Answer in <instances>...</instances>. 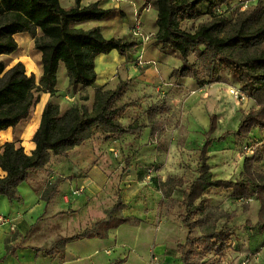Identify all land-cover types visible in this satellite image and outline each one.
Wrapping results in <instances>:
<instances>
[{
    "label": "trees",
    "instance_id": "16d2710c",
    "mask_svg": "<svg viewBox=\"0 0 264 264\" xmlns=\"http://www.w3.org/2000/svg\"><path fill=\"white\" fill-rule=\"evenodd\" d=\"M146 2L156 14L153 41L160 44L162 50L170 48L180 60V66L172 70V77L193 78L201 87L224 82L227 79L225 76H228L231 84L255 106L242 113L235 130H227L218 137L212 136L216 129V115L210 116L205 140L199 149L196 175L185 188H182L184 182L179 178L169 177L164 182L156 178L152 180L164 198L170 199L177 190L182 193L181 220L187 229V236L177 244L181 264H199L195 244L204 245L208 252L218 246L222 250L237 229L227 225L218 228L215 220L210 222L213 212L203 201V194L210 188L231 189V195L243 201L255 196L259 202L257 219L253 224L246 223L240 227L253 229L263 237L264 243V172L254 169L255 163L264 157V1L256 0L243 9V0ZM108 14L109 10L98 7L97 3L81 6L80 0H75L70 7H63L60 0H0V56L10 55L18 49L15 34L28 33L33 39L34 49L40 53L41 75L37 89L51 96L56 95L60 64L64 66L71 88L93 87L97 79L94 62L97 55L115 51L125 56L135 51L134 40L106 38L99 27H76L81 22L104 19ZM201 17L208 20L200 22L193 31L182 27L183 21ZM191 53L196 55V61L190 63L188 58ZM127 84L125 80L114 89L95 88L91 107L83 102L62 111L52 99L46 101L32 136L34 149L31 153H25L22 146L12 141H6L1 146L0 195L10 202H20L22 198L17 187L31 169H45L51 156L67 155L96 133L106 138L139 134L145 125L137 122L124 125L118 118L125 106H117L115 101ZM35 85V76L26 73L22 62L18 61L6 69L5 62L0 59V131L16 126L29 116L36 101L33 94ZM87 99L84 96L82 100ZM166 109L163 102L148 107L152 133L160 127L159 120H154L153 115ZM255 129L263 133V145L254 149L250 157H244L241 176L235 181L214 179L208 163V147L212 142L222 141L230 135L249 137ZM54 192L53 183L45 188L41 197L47 202ZM123 207L118 196L104 218L78 234L56 240L52 248L62 250L66 243L84 238H106L108 232L120 224L140 222L137 217L123 216ZM196 227H199L200 235L193 234Z\"/></svg>",
    "mask_w": 264,
    "mask_h": 264
},
{
    "label": "rangeland",
    "instance_id": "374dc122",
    "mask_svg": "<svg viewBox=\"0 0 264 264\" xmlns=\"http://www.w3.org/2000/svg\"><path fill=\"white\" fill-rule=\"evenodd\" d=\"M255 1L256 0H247L246 6H251ZM232 7L229 8L232 9ZM235 11L236 10H234V12ZM153 15L154 13L151 14V16ZM207 20L206 17H201L196 20H186L182 22V27L186 30L193 31L200 22ZM139 26L141 34L140 21ZM15 39L18 44V49L10 55L0 56V59L5 62L6 69L18 61L22 62L26 73L35 76L36 84L33 88L36 101L30 110L29 116L21 121L15 128V131L13 130L11 133L12 142L20 146V143L23 141H25L24 143H26V145L29 143L31 132L34 128V119L38 115V109L43 102L52 99L59 104L60 108L61 106L85 102L91 107L93 94L91 91L92 89L81 88L79 86L71 88L68 85L67 74L63 69L59 70L58 73L56 95L51 96L48 93L41 92L37 89L41 64L40 55L33 47V39L31 40L29 36L24 38L20 33L16 35ZM167 51L170 52L171 55L166 59L156 57V61L143 60L144 63L142 65L136 63V67L138 66V69L144 70V73H150L151 77L157 76L158 74L157 77L161 78L160 70H157L159 66L161 70L167 71L164 72L163 80L160 83L168 84V86L170 85L169 87L163 88V86H161L158 91L146 93L145 91H149L150 86L139 85L142 83L149 84L151 82V77L141 76L140 78H136V80H131V84L126 85L124 92L115 101V105L125 106L118 115L119 120L124 125L137 122L145 125V128L142 129L139 134L133 136L125 134L119 137L106 138L105 135L96 133L83 145V147L78 149L79 152L74 154L73 151L72 156L77 155L73 158H80L85 164V170L90 169L93 165L103 166L107 171L112 170L113 173L108 176L110 178V184L107 189L104 190L106 200H109L106 203L107 206H111L115 202L117 194L121 193L122 197L125 192L127 196L129 195V198L132 196L137 197L136 201H140L142 196H146L145 200H148L151 196L149 195V191L146 190V186L149 187L151 185L150 180L153 177H159L162 180H165L167 177L179 178L184 182L182 186V188H184L196 175L195 168L197 166L199 149L205 140L204 133L208 129L210 115L213 112H222L221 110H226L227 108L228 111L236 108L233 114L236 119L250 108H255L254 105H248L247 98L240 100L229 92V88L234 85L231 84L228 76H225L227 79L223 83L220 82L222 84L219 85L221 87L224 84L228 86L226 89L227 91H225V88H222L221 91L228 92L234 100H227V98L220 99V105H218L219 100L209 96L211 95L212 86H214V84L205 85L203 86L205 88L202 89L203 87L198 86L192 78L189 79L184 89L180 90L179 86L181 85L176 83L175 79L171 77L174 66L176 63H179L180 60L175 57L170 48H167ZM128 55L131 56L132 54L125 55V58H128ZM188 60L190 63L195 62L196 55L191 53ZM111 65H114V63ZM123 77L124 76L119 73H117V75H112L111 79H107L112 81L105 83L102 88L114 89L119 82L122 81ZM168 80H170V82H168ZM160 85L161 84H159V86ZM152 87L156 88V86ZM84 96L88 98L86 101L82 100ZM162 101L167 109L165 111L156 112L153 118L154 120H160L163 126L152 136L148 127L151 123L148 107L153 103H160ZM61 110L63 111L62 108ZM220 115L221 113L217 115L218 119L222 117ZM228 123L227 126L232 127L233 122L228 120ZM262 135L263 133L260 132L259 129H255L253 134L245 140L227 137L226 141L219 144L212 142L208 147V163L213 178L237 180L241 176L243 170V158L245 156H251L254 149L262 147ZM212 136H216V132H214ZM84 154L87 156L85 159L82 157ZM102 154L105 156V160L101 161L98 158ZM254 169L264 172V157L255 163ZM85 170L81 169V171ZM147 170H151L152 172L149 179L144 178ZM128 172H131L129 180L128 175L130 174H128ZM172 197L174 198L173 203L170 204L173 227L172 238L169 239L168 234H163L162 238L166 243L163 249L164 252H157L153 255L150 264L178 263L176 242L182 241L184 236V227L180 219V214L182 213V207L180 205L182 194L180 191H175ZM157 200L158 196L154 198V201ZM204 203L207 207L211 208L213 212L209 218L210 222H214L215 220L218 228L221 227V225L237 227L235 232L238 238H235L237 242H234V244L237 245L238 242L240 243L238 249L239 254L232 259H228L225 254L223 255L222 251L219 250V246L215 250L208 252L205 250L204 245L195 244V256L200 259V263L243 264V259L248 257V262L246 264H264L263 237L256 235L253 229L250 230L240 227L246 223L253 224L257 219L259 202L255 199V196H252L246 201H242L235 199L231 195V190L212 188L204 194ZM165 206H162L159 209L160 211H157V221L163 217L162 215L166 209ZM107 209L103 211L104 214H106ZM224 214L230 217L227 218ZM11 229L14 232H18L16 230V224L14 226L13 222L11 223ZM193 234H200L199 227L195 228ZM234 234L232 235L233 239L235 236ZM228 241L226 245L229 244ZM249 242H251L252 248L246 250ZM241 251H243L242 254ZM222 255L227 258L226 261ZM222 260L224 261L222 262Z\"/></svg>",
    "mask_w": 264,
    "mask_h": 264
},
{
    "label": "crops",
    "instance_id": "0c3cea01",
    "mask_svg": "<svg viewBox=\"0 0 264 264\" xmlns=\"http://www.w3.org/2000/svg\"><path fill=\"white\" fill-rule=\"evenodd\" d=\"M74 2L75 0H60V4L63 7H70L74 5ZM91 3H97L98 7L109 10V14L101 20H89L78 23L76 24V27L83 29L99 27L101 33L106 38L124 37L126 39L134 40L136 43L134 53L131 56L128 55V58L120 56L115 51H111L108 54H99L95 57L94 62L97 79L93 87H88V89H92V94L94 93L95 88L103 87L105 83L111 82L112 80L109 81L107 79H111L112 75H117V73L122 74L124 76L122 81L126 80L128 84H131V80H136V78H140L141 76L151 77L150 73H144V70H141L140 68L138 69V66L136 67V61L138 58H141L144 61H156V57L166 59L171 55L167 49L162 50L160 44H156L152 39V36L156 31V14L146 0H80L81 6H86ZM152 13H154L153 16H151ZM137 19L141 24L140 35L134 34V28L138 21ZM17 34H15V38ZM20 34H22L24 38H27V36L31 37L28 33ZM145 37H148L146 41H144ZM110 63H114V65H111ZM178 66H180V62L176 63L174 68ZM61 69L65 71L63 64H60L58 73ZM157 70H160L161 78L157 77L158 74L156 73L157 76L151 77V82L149 84L142 83L139 85L150 86L149 91H145L146 93L158 91L161 86H163V88L170 86H168V84L160 83L163 80L164 72L167 71L163 69L161 70L159 66L157 67ZM39 74L41 75V64ZM173 79L175 78L173 77ZM189 79L192 78L180 77L175 79V82L181 85L179 87L180 90H182L184 89V86L187 85ZM168 82H170V80H168ZM222 83H212L214 86H212L211 95L208 93L209 96L219 100L218 105L221 104L220 99H233L228 92L221 91L222 88H225V91H227L226 89L228 88L225 84L221 87L219 84ZM159 84L161 85L159 86ZM152 86H156V88ZM204 88L205 87L202 89ZM246 100L248 101V105H254L252 101L248 99ZM46 101L43 102L38 109V115L34 119V128L32 129L29 143H27V145L24 143L25 141L20 143V146L23 147L24 152L27 154H30L34 149L32 136L39 125L41 112ZM70 106L71 104L61 106V108L64 111ZM221 111L222 112H219L221 113L220 116H222L220 119L217 118L219 113H212L216 115V129L214 131L216 132V136L214 137L220 136L227 130H235L240 119V116L236 119L234 118L233 114L236 111V108H233V110L230 109L229 111L227 108L226 110ZM228 120L233 122L232 127L227 126L229 124ZM158 122L160 127L157 130L163 126V123L160 120ZM17 125L0 131V151L4 142L13 140L11 133L13 130L15 131ZM157 130L152 133L151 128L149 127L152 136ZM227 137L233 139L237 138L238 140H245L247 138L234 137L231 135ZM227 137L222 141H214V143L219 144L224 142ZM87 141L71 149L65 156H51L45 169H31L26 179L17 187L22 198L20 202H10L5 196L0 195V214L9 218V221L0 223V264H109L116 261H120L117 264H150L153 255L157 252H164L163 249L165 248L166 243L162 238L163 234H168L169 239L172 238L173 227L170 204L173 203L174 198L172 197L173 194L170 199L164 198L162 193L156 189L152 180L153 178H156L159 181L164 182L169 177L165 180H162L159 177H153L150 180L151 185L149 187L146 186V190L149 191V195L151 196L150 198L147 197L148 200H145L146 196H142L140 201H136L137 197L132 196L129 198V195L127 196L126 192L122 197L121 193L117 194L115 202L118 196H120L124 204L121 214L123 216L137 217L140 219V222L130 221L120 224L117 228L110 230L106 238H84L66 243L62 250L59 248H52V244L56 240L62 237H70L78 234L84 229L90 227L93 222L104 218L106 214H104L103 211L112 207L115 203L114 202L111 206H107L106 203L109 200H106V194L104 192L110 184V178L108 176L113 173L112 170L107 171L103 166L95 165L90 167V169L85 170L86 168H84L85 164L83 161L80 158H73L77 155L72 156L73 151L74 154L79 152L78 149L83 147ZM82 157L85 159L87 156L84 154ZM98 159L101 161L105 160V156L102 154ZM81 169L85 171H81ZM151 173L149 176L147 170L144 178L149 179ZM128 174H130L128 175L129 180L131 172H128ZM216 180L231 179L217 178ZM53 183L55 184V192L46 202L41 197L42 192L48 185ZM156 196H158V200L154 201ZM162 206H165L166 209L162 215L163 217L157 221L156 213L157 211H160L159 209ZM12 222L14 226L16 224V230L18 232H14L11 229ZM182 226L184 227L183 239L182 241L176 242V253L178 255L177 264H181V256L178 252L177 244L183 242L187 236V229L183 223ZM236 230L237 229H235V231ZM255 234L259 235L256 232ZM232 235L228 239L229 244H225L221 250L222 254H225L228 259H232L239 254L238 249L240 242L235 245L234 242H237L235 238L238 237H236V232L234 234V239L232 238ZM251 248V242H249L246 250ZM242 253L243 251H241V254ZM223 258L225 257L223 256ZM226 259L227 258H225V261ZM223 261L224 260H222V262ZM199 264H201L200 259Z\"/></svg>",
    "mask_w": 264,
    "mask_h": 264
},
{
    "label": "built area",
    "instance_id": "2783aa9c",
    "mask_svg": "<svg viewBox=\"0 0 264 264\" xmlns=\"http://www.w3.org/2000/svg\"><path fill=\"white\" fill-rule=\"evenodd\" d=\"M115 1H118V0H115ZM244 2L242 3V9L243 8H246L247 6V0H243ZM134 34L135 35H140V29H139V22H136V27L134 28ZM148 39V37H145V40L144 41H146ZM144 63V61L143 60H141V58L140 59H138L137 60V64L138 65H142ZM229 92L232 94V95H234L236 98H239L240 100H242V99H246V97H245V95L244 94H242L238 89H237V87H230L229 88ZM150 173H151V170H148V175L150 176ZM6 221H9V218H7V217H5V216H3V215H1L0 214V223H4V222H6ZM248 262V257H246V258H244L243 259V264H246Z\"/></svg>",
    "mask_w": 264,
    "mask_h": 264
}]
</instances>
